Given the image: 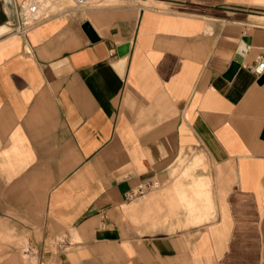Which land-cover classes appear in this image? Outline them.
<instances>
[{
    "label": "crops",
    "instance_id": "0c3cea01",
    "mask_svg": "<svg viewBox=\"0 0 264 264\" xmlns=\"http://www.w3.org/2000/svg\"><path fill=\"white\" fill-rule=\"evenodd\" d=\"M25 1L0 0V264H264V0H59L19 32Z\"/></svg>",
    "mask_w": 264,
    "mask_h": 264
},
{
    "label": "built area",
    "instance_id": "2783aa9c",
    "mask_svg": "<svg viewBox=\"0 0 264 264\" xmlns=\"http://www.w3.org/2000/svg\"><path fill=\"white\" fill-rule=\"evenodd\" d=\"M44 0H27L23 2L19 11L16 15L17 20V29L20 31H26L29 27L34 24L48 18L50 14L53 12L48 9H42ZM59 1V0H53ZM72 4L76 8H82L90 3H94L96 0H71ZM54 13V12H53ZM264 70V61L261 59L260 62L255 67V72L260 74ZM160 186V181L157 178H149L138 183L133 189L127 191L125 193V198L127 200L136 199L146 192L156 189Z\"/></svg>",
    "mask_w": 264,
    "mask_h": 264
},
{
    "label": "rangeland",
    "instance_id": "374dc122",
    "mask_svg": "<svg viewBox=\"0 0 264 264\" xmlns=\"http://www.w3.org/2000/svg\"><path fill=\"white\" fill-rule=\"evenodd\" d=\"M64 1L66 0H61L60 4L65 3ZM101 0H96L95 3L97 5H99L98 3H100ZM49 3V2H47ZM70 3V2H69ZM105 3H109V1H102L100 3V5H104ZM58 5V4H57ZM192 162L191 158L188 156H183L180 155L175 162L173 163V165L170 167L171 170L169 172V177H171L173 184H171V186H174L175 183L177 182H181L183 183L184 181H188L190 178L189 173H187L186 169L187 167L190 165V163ZM199 167H203V169H205V167L201 164L197 165L196 167H193V169L191 170V173L194 174L195 171L199 168ZM167 185H169V183H163L161 184V187H159L158 190H163L164 187H167ZM179 208H183L182 206L178 207Z\"/></svg>",
    "mask_w": 264,
    "mask_h": 264
},
{
    "label": "water",
    "instance_id": "95a60500",
    "mask_svg": "<svg viewBox=\"0 0 264 264\" xmlns=\"http://www.w3.org/2000/svg\"><path fill=\"white\" fill-rule=\"evenodd\" d=\"M242 55H243V48L240 47L239 53L237 54L235 60H241Z\"/></svg>",
    "mask_w": 264,
    "mask_h": 264
},
{
    "label": "bare ground",
    "instance_id": "6f19581e",
    "mask_svg": "<svg viewBox=\"0 0 264 264\" xmlns=\"http://www.w3.org/2000/svg\"><path fill=\"white\" fill-rule=\"evenodd\" d=\"M47 2H55L53 0H44L43 3H47Z\"/></svg>",
    "mask_w": 264,
    "mask_h": 264
}]
</instances>
